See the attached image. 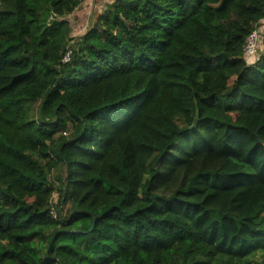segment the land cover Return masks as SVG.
Wrapping results in <instances>:
<instances>
[{"label": "trees", "instance_id": "obj_1", "mask_svg": "<svg viewBox=\"0 0 264 264\" xmlns=\"http://www.w3.org/2000/svg\"><path fill=\"white\" fill-rule=\"evenodd\" d=\"M83 1L0 0V264H249L264 0Z\"/></svg>", "mask_w": 264, "mask_h": 264}, {"label": "rangeland", "instance_id": "obj_2", "mask_svg": "<svg viewBox=\"0 0 264 264\" xmlns=\"http://www.w3.org/2000/svg\"><path fill=\"white\" fill-rule=\"evenodd\" d=\"M111 1L112 0H84L74 12L64 16L62 19H65L66 21H68L72 27L70 36H78L81 33H83L88 22L91 19V16L93 14H98L99 12H102L103 9H105L106 4ZM258 27H259L260 34H261L259 46L261 45V41L263 40V43H262V47H263L264 46V20L260 21V25ZM37 104L38 103H35L32 106V109H33L32 115L35 114V110L37 109ZM67 135H68V132H67ZM52 202L54 206L60 207V208L57 207L58 208L57 211L61 216H64L68 212L67 204L65 205V203H63L61 205H57L56 203L57 194L53 195ZM249 264H264V252L257 253L254 256H252V258L249 261Z\"/></svg>", "mask_w": 264, "mask_h": 264}, {"label": "built area", "instance_id": "obj_3", "mask_svg": "<svg viewBox=\"0 0 264 264\" xmlns=\"http://www.w3.org/2000/svg\"><path fill=\"white\" fill-rule=\"evenodd\" d=\"M256 39H257V31L252 32L249 37L247 38V45H246V50L251 53L254 52V50L256 49L257 45H256ZM69 53L70 51H67L66 55L64 56L63 60H68L69 58ZM51 215L53 217H56V212L52 209L51 211Z\"/></svg>", "mask_w": 264, "mask_h": 264}, {"label": "water", "instance_id": "obj_4", "mask_svg": "<svg viewBox=\"0 0 264 264\" xmlns=\"http://www.w3.org/2000/svg\"><path fill=\"white\" fill-rule=\"evenodd\" d=\"M195 126V124H192V126L191 127H194Z\"/></svg>", "mask_w": 264, "mask_h": 264}]
</instances>
